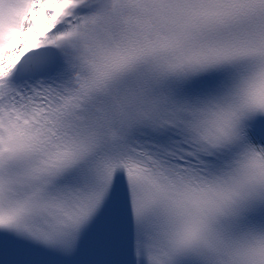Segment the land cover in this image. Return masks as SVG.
<instances>
[{
    "label": "snow or ice",
    "instance_id": "snow-or-ice-1",
    "mask_svg": "<svg viewBox=\"0 0 264 264\" xmlns=\"http://www.w3.org/2000/svg\"><path fill=\"white\" fill-rule=\"evenodd\" d=\"M0 264H264V0H0Z\"/></svg>",
    "mask_w": 264,
    "mask_h": 264
}]
</instances>
